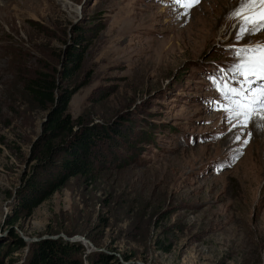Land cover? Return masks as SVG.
<instances>
[{
	"label": "rangeland",
	"instance_id": "obj_1",
	"mask_svg": "<svg viewBox=\"0 0 264 264\" xmlns=\"http://www.w3.org/2000/svg\"><path fill=\"white\" fill-rule=\"evenodd\" d=\"M239 3L0 0L1 256L13 233L27 242L7 258L15 264L60 237L84 246V264L99 252L111 264H264V133L249 125L236 141L208 79L233 63L239 22L229 14ZM76 27L92 41L68 112L108 136L92 178L74 176L23 209L27 185L59 158L43 153L47 111L25 83L59 68Z\"/></svg>",
	"mask_w": 264,
	"mask_h": 264
},
{
	"label": "trees",
	"instance_id": "obj_2",
	"mask_svg": "<svg viewBox=\"0 0 264 264\" xmlns=\"http://www.w3.org/2000/svg\"><path fill=\"white\" fill-rule=\"evenodd\" d=\"M90 34L84 27H76L72 39L65 41L59 68L53 71L37 70L26 80L25 89L31 101L37 108L47 111L43 126V153L49 156L57 151L59 158L54 163L56 167L48 170L49 175L45 180L27 185V191L20 203L23 209L33 210L74 176L92 178L96 169V150L99 142L108 136V132L104 133L105 128L97 124L88 125L76 121L68 112L74 94L72 84L84 62L87 46L92 41ZM11 235L16 237L15 245L6 256L0 254V264H15L12 257L7 258L27 246V242L20 235ZM163 248L169 251V247ZM82 251L84 246L78 242L67 241L61 237L47 238L31 246L23 264H84L79 255ZM89 262L111 264V257L99 252L97 258H90Z\"/></svg>",
	"mask_w": 264,
	"mask_h": 264
},
{
	"label": "snow or ice",
	"instance_id": "obj_3",
	"mask_svg": "<svg viewBox=\"0 0 264 264\" xmlns=\"http://www.w3.org/2000/svg\"><path fill=\"white\" fill-rule=\"evenodd\" d=\"M170 2L190 9L200 0ZM229 16L239 22L235 42L229 46L233 63L208 79L219 94L217 102L220 103L219 110L225 113V119L236 120L232 128L239 130L235 139L240 141L249 125L264 133V113L258 112L264 109V41L251 42V38L264 35V0H240ZM245 40L248 42L242 43ZM250 113H256V118ZM247 135L251 136L252 132ZM243 143L246 145L248 140L244 139Z\"/></svg>",
	"mask_w": 264,
	"mask_h": 264
},
{
	"label": "bare ground",
	"instance_id": "obj_4",
	"mask_svg": "<svg viewBox=\"0 0 264 264\" xmlns=\"http://www.w3.org/2000/svg\"><path fill=\"white\" fill-rule=\"evenodd\" d=\"M221 34V33H220ZM221 36H222V34H221ZM264 113V112H263ZM257 130V129H256ZM258 135H260V133H262V132H260L259 130H257V131H255ZM263 134V133H262ZM259 146H260V143H259Z\"/></svg>",
	"mask_w": 264,
	"mask_h": 264
},
{
	"label": "water",
	"instance_id": "obj_5",
	"mask_svg": "<svg viewBox=\"0 0 264 264\" xmlns=\"http://www.w3.org/2000/svg\"><path fill=\"white\" fill-rule=\"evenodd\" d=\"M84 240L88 241L85 237H82Z\"/></svg>",
	"mask_w": 264,
	"mask_h": 264
}]
</instances>
